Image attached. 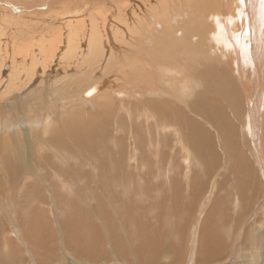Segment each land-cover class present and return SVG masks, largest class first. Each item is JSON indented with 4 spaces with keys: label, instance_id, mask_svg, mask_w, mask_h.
<instances>
[{
    "label": "bare ground",
    "instance_id": "bare-ground-1",
    "mask_svg": "<svg viewBox=\"0 0 264 264\" xmlns=\"http://www.w3.org/2000/svg\"><path fill=\"white\" fill-rule=\"evenodd\" d=\"M263 29L264 0H0V196L10 198L15 181H30L31 175L35 182L52 186L53 204L62 202L69 209V195L85 191L78 186L93 176L104 189L105 201L115 208L111 213L116 216L109 213L110 220L119 221L128 238V224L146 219L132 213L133 208L141 211L139 203L144 200L134 189V178L141 179L148 202L156 187L162 188L158 193L167 195L164 210L147 207L150 214L157 213L153 223L159 228L152 233L145 228L137 245L118 237L120 245H109L110 251L105 233L108 229L115 240V223L106 225L96 216L103 213L92 212L83 218L82 227L79 210L67 219L69 230L64 226L60 231L65 249L73 257H62L67 261L64 264L225 263L226 256L231 257L225 225L237 223L236 207L247 206L240 188L250 198L259 184L264 191ZM246 36L249 44L243 41ZM243 62H249V80ZM104 65L116 82L111 93L97 77ZM33 81L39 86L29 92ZM96 86L97 93L86 98L84 94ZM96 97L97 113L91 114L86 108ZM223 100L230 109L225 110ZM203 103H209L218 115L233 111L245 139L236 136L237 130L230 129L232 120L223 115L216 123L222 133H217L220 146L205 134L203 142L200 138L195 141L197 146L203 145L198 154L189 130L195 126L191 116L206 118ZM13 110L19 111L14 119L8 113ZM23 110L28 122L19 123ZM125 142L129 143L126 152L120 149ZM219 147L226 156L223 167L212 174L208 195L201 197L205 174L199 170L197 158L202 156L210 163L219 156ZM251 162L263 183L252 176ZM82 164L85 177L80 172ZM19 167H25L24 173ZM142 168L152 184H143ZM70 169L73 174L66 171ZM216 186L217 194L223 190L228 201L215 199L212 212L202 222L203 205L216 198ZM86 188L87 193L92 192ZM178 196L187 205L198 202L201 214L194 222L192 212L183 216L176 211ZM5 209L13 218L10 208ZM33 211L25 219L31 216L36 235L23 236L30 238L36 264H56L58 248L43 243L40 212ZM89 219L95 225L85 222ZM123 220L129 221L124 224ZM175 221L173 228L170 224ZM100 225L106 227L103 235ZM172 238L175 244L169 245ZM185 238L195 239L194 244H183ZM12 240L0 243V264H22L23 251ZM262 250L263 254L248 245L237 264H263L264 246Z\"/></svg>",
    "mask_w": 264,
    "mask_h": 264
},
{
    "label": "rangeland",
    "instance_id": "rangeland-1",
    "mask_svg": "<svg viewBox=\"0 0 264 264\" xmlns=\"http://www.w3.org/2000/svg\"><path fill=\"white\" fill-rule=\"evenodd\" d=\"M158 33H160V31ZM262 33L264 35V29L262 30ZM250 35H252V36L255 35V33H254L253 30L251 31ZM243 41H245L246 44H249L250 43V41L247 38V36H246V39H243ZM205 51H207V50H205ZM106 63H105V65H106ZM243 63L244 64H242V66H243L244 71H245L244 76L249 80V78H250V75H249V70H250L249 62H247V64H246V62H243ZM105 65L102 66L103 68H102V70L99 71L100 73L97 74V77H98V79L100 81H102L103 83H106V86L107 87H110L109 88V90H110L109 92L111 93V88L113 87V85L116 82L114 80V76L109 73V70L108 71H105ZM45 82L47 84H49L48 79ZM38 86H39L38 85V81H33V83L31 84V86H30V84L28 86L29 92H30V89H33L34 87H36V88H34V90L37 89ZM239 89H240V86H239ZM96 99H98V97H96L95 99L92 100V106L91 105H88V107L86 108V111H88L91 114H96L97 113V106H96V104H98V100H96ZM162 99H165V98H162ZM222 102L223 103L224 102L226 103V104L225 103L224 104L222 103V104H223L225 110H227V108H229L228 106H226L227 105V102L225 100H223ZM86 103H88V102H86ZM203 104H204L203 105V110H205L204 111L205 112L204 114H205V116L207 115L206 116L207 119L205 118L203 120H200L199 117L196 118L195 116H191V120L194 121L195 126L193 128H191V130H189V134H190L189 136H191L192 139H194L192 146L198 147V148H195L198 154H200L201 152H203V150H202L203 148L200 149L201 147H203V145L198 144V146H197L196 145L197 142H195V141L196 140L198 141V140L201 139L202 142H203V138L205 137L204 136L205 134H210L211 137H212V140L216 141L217 147H218V145L220 146L219 139H218L219 138V135L218 134H221L222 135V133L218 132V131H221V129H218V127H217L218 124H216V123H218L219 117H221L223 115H224V117L226 116V118L228 117V118H230L232 120L231 121L232 128H230V129L231 130H233V129L234 130H237L236 136H239L241 134L240 140H244L245 139V137L243 138L244 135L241 132V123L236 121V118L232 114L233 111H231V110H229L228 112L227 111H224L223 113H221L220 115H218L214 111V109L210 106L209 103H208V105H206L205 103H203ZM234 108H235V105H234ZM18 112L19 111L16 112V110H13L12 111V114H11V111H9L8 113L11 115L12 119H14V118H17L15 116H16V114ZM21 113H22V117L21 118H18L19 123H21V120H23V119L24 120L22 121V123L23 122H25V123L28 122V120H27V118L25 116V111L23 110L22 112H20V114ZM227 115H229V116H227ZM211 116L214 118V120L212 119ZM210 117H211V119H210ZM207 121L208 122L210 121V122L208 123ZM213 121H214V124H213ZM204 122H206V123H204ZM197 124H198V127H197ZM202 125L203 126L205 125V126L203 127ZM135 128H136V126H135ZM199 129H201V130H199ZM193 134H194V136H193ZM217 140H218V142H217ZM242 143H241V146H242ZM127 144H128V146H127ZM245 146H243L244 147V150L246 148ZM127 147L129 148V143H126L125 142L120 149L123 148V149H125V152H126V151H128V148ZM90 149H91V147L89 148V150ZM217 150H218V155L219 156L215 160L214 159L213 160L211 159V162L210 163L209 162L206 163V158L204 159L202 156H201L202 158L201 157L200 158L199 157L197 158L198 162L196 161V164L198 165L199 170H202L204 172V174H205L204 185H206V188L204 189V192H202V196L201 197H203V195H204V197H206L208 195V192H206L207 191L206 189H207V185L209 186L212 183V180H211L212 177H213L212 174L214 172H216V170L218 171L219 168H221V166L223 167V164H221V161L224 162L226 156L224 154V151L220 147ZM208 152H211V154L213 156V148L208 149ZM244 153H246V152L244 151ZM19 164L21 166V163H19ZM253 165L254 164L252 163V167H253L252 170H254V171H252V173H253L252 176H255L256 177V180H257V179H259V174H258L259 171L257 170L258 171L257 172L256 171L257 168H255L256 166L254 165L255 166L254 167ZM81 166H83V167L81 168L82 171H80V172H82L81 175L83 176L84 174H86L84 172V169L83 168H86V167L83 164ZM17 170L20 173H24L25 167H19V168H17ZM66 171L68 173H72L73 174V170L72 169H70L69 171L68 170H66ZM70 171H72V172H70ZM198 172H200V171H198ZM203 172H202V174H203ZM145 173H146V169H143L142 168V175H144L142 177H143V179L146 180V182L145 181H142L143 184H145V183L152 184V182H150L151 180L149 179V177ZM206 174H208V177H206ZM222 175H223L222 173L219 174V176H220L219 178H222V180H223V176ZM226 175H229V173H226ZM201 176H203V175H201ZM83 177H85V176H83ZM79 179L80 178H78V180ZM134 179H135V184H136V187L134 189H136V193L138 192V194L141 193L143 195L144 200L143 201H140V203H139L140 208H141V211L138 208L137 209L133 208L132 209V213H134V215H135L134 217L135 218H137L138 215H140L141 217H144L145 216L146 219H141L140 218V220H134V226H132V224L129 223L128 224V238H127L126 237L127 234L123 231V229L121 227L122 225L119 223V221L117 223V222L114 221V219H113V221L110 220L111 217H110L109 213L113 215V213H111V210L115 211V208L111 209L112 207L109 206L110 204L105 201V196H103V194H102L103 191H104V189L101 188L102 185H101V183H99L100 181L99 180H96L93 176L88 177V180H86V179L82 180V182L80 184L81 187L78 186V189L79 188L80 189L83 188L86 192L85 191H77L78 194L76 192L75 194H70L69 195L70 196L69 197V202H70L69 206L71 205L69 209H65L62 206V202H60L58 205L52 203L53 200L51 198H54L53 197L54 196L53 195L54 192H53V189H51L52 186L50 187L49 184H46L45 185V183H42V184L40 183L41 184L40 185L39 183L35 182V179L32 180V176L31 175H30V181L31 182L30 181H26L25 182V180L23 178H21V180L23 181L22 182V181H20V178H18L15 181V184L13 185V191L11 193L12 195H10L11 197L8 198V197H5V196H2V197L0 196L2 198L0 200V227H1L0 228V238H1L0 239V243H5V241H6L7 238H10L11 240L13 239L12 242L14 243V247L15 246L17 247L19 245V248L23 251V253H22V260L23 259L24 260L25 259L29 260V261H27V260L24 261L23 260L22 261V264H36L35 263V257L33 256L34 253L29 248L30 241H28V240H30V238H28L26 240L27 237H24L23 236L24 233L26 234V236L27 235L30 236V233H32V235H34V236L36 235V231L34 229H31L32 228L31 225H32V221H33V220L30 221L31 216L29 215V217H28V220L31 222V224L27 220V218L25 219V217L27 216L26 213H30L29 212L30 210H34L33 213L34 212L35 213L36 212H40V218H41V220L40 219L38 220V225L40 224V226H41V227H39V229L41 228V230L39 232H40L41 238L43 240V243H45V244L47 243V244H50L52 246H56L58 248V251L54 255L55 257H57L56 264H64L67 261L63 260L62 257L71 258L72 255L70 253H68L67 249H65V244L64 243L66 241L65 240L63 241V234H61L60 231H61V228L64 227V226L66 227L64 230H66V229L69 230L70 224L67 221V219H71L72 216L75 215V212L81 210L80 211V214L78 215V222L80 223V225L82 227H83V218L86 217V216H88V215H91L92 212L93 213H98V212L100 213L101 212V214L103 213L104 214V215L102 214L103 216L100 215V214L99 215L97 214L96 216H99V217L101 216L102 219L105 220L106 225H107V222H110V224L115 223L114 225H112V226L116 227V231L114 233L117 235V237L115 238V240L114 239H111L112 238L111 235L109 233H107L108 229H106V233H105V237L107 236L106 237V240L108 241L107 242V249H109L110 251H111V249L109 248V245H113V244L120 245V240L118 239V237H121V236H124L130 242H132L135 245H137V243H139V241H140L141 234L143 233V231L145 230V228H151V233L154 230H156L157 228H159V225H155L154 224V223H156V220H155L154 217H155V214H157V213L155 212V214H153V213L150 214L148 211H150L152 208L157 207V206L159 208H161V209H163L164 207H166V205H164V204H165V200L167 199V195H164L163 194L164 192L162 194L161 193H158V190H160L162 188L159 189L158 187H156L155 192L153 193V196H157V198H155V197L152 196L151 201L148 202L149 200L146 197V193H145V191L143 192L142 191V188H141V186H142L141 179H137V178H134ZM84 181H85V183H84ZM86 181H88V182L86 183ZM259 181L262 182V180H260V179H259ZM24 182L26 183V185H25ZM96 182H98V183L96 184ZM82 183H84V184H82ZM247 183L248 184L251 183V180L249 179V181H248V178H247ZM35 185H37V186H35ZM38 185H40L41 189H40V187H38ZM168 185H170V184H168ZM260 185L261 184H259V186L256 188L257 189V192H255L254 194L251 193V198H250V193H247L248 194L247 195V194L244 193V190L245 189L240 188L241 189V192H240V195L241 196L240 197H241L242 201H244L247 204V206L250 205V207H247L244 203H243V208H241V210L239 209V207H236L235 219H236L237 223L231 222L230 225L228 223H226L225 227L228 229L229 245H230L231 257L230 256H226L225 259H228V261H226L225 263H222L223 262L222 261L220 264H237V263H239L240 258L242 256V250H244L245 247H247L248 245L249 246H252V244H253V247L258 248V250L261 252V254H263L262 248L264 246V191L262 192V187ZM89 186H91L92 188L95 187L94 188L95 190L92 189V188H90ZM96 186H98L99 189ZM155 186H158V184L155 185ZM162 186H164V185H162ZM222 186H223V184H222ZM29 187L31 188V190L29 189ZM86 187H88V189H91L90 192L91 191L92 192L91 193H89V192L87 193V190H86L87 188ZM132 187H134V184L132 185ZM36 188L37 189L39 188V190H37ZM44 188H45V190H44ZM229 188H231V187H229ZM210 190L212 191V189H209V191ZM218 190H219V187L216 186L214 188V192H213V193L216 192V198H213V200L212 201H209V202L206 201L205 202V206L203 205V207H205L206 210L204 211V214L202 216V222L204 221L203 218L208 217L209 214L212 212V210L214 208L215 201L217 200V198H222V201L223 202H224V200L228 201L227 199H225L226 196L224 194V191L222 190V191H220L217 194ZM263 190H264V187H263ZM30 191L32 193H30ZM40 191H41V193H40ZM37 192H39L40 194L37 193ZM49 192H50V194L48 195ZM29 193H30V195L28 197V194ZM42 193H44V194H42ZM86 193H87L88 198H86L87 197L86 196ZM234 193L235 192H233V194H231L232 195V199L235 198L234 197V195H235ZM31 194L35 195V197L33 195H31ZM51 195H52V197H51ZM23 196H24V199H23ZM40 196H41V198H40ZM119 196H120V198H123L122 197L123 195H119ZM46 197H49V198H46ZM89 198L90 199L93 198V199L89 200ZM162 198H164V200ZM248 198H250L249 200L251 202L248 201ZM200 199H202V198H200ZM204 199L205 198H203V200ZM178 200H180V201H178ZM253 200H255V201H253ZM31 201H34V206L32 205ZM90 201H91V204H90ZM211 202H213V203H211ZM231 202H233V201H231ZM50 203L52 204V206H51ZM187 204H188V202H183L182 198L178 196L177 199H176V202H175L176 208H175V206H174V208L176 209L177 212L182 213L183 216H187V214H189L190 212H192V214H193L192 222H194L196 216L199 217V212L200 211H198L199 210V207L197 206L198 202L190 203V205H187ZM40 205H42V206H40ZM168 205H170V204L168 203L167 206ZM7 206L10 208L9 211L12 212L11 215H12L13 218H9L8 215L5 214V212H6V209L5 208H7ZM189 206H191V207H189ZM237 206H238V204H237ZM104 207L106 208V210L104 209ZM147 207H150L151 209H148ZM187 207H189V208H187ZM29 208H31V209H29ZM48 209H49L50 212L45 211V210H48ZM154 209H157V208H154ZM194 210H196V211L193 212ZM157 212H158V210H157ZM33 213H32V217H34V214ZM42 213H43V215H42ZM117 214H118V212H117ZM200 214H201V212H200ZM106 215L108 216V219H107V217H105ZM113 216H116V214H114ZM6 218H7V220H5ZM9 219H11L12 221L11 222L8 221ZM147 219H149V220H147ZM150 219H151L152 222L150 221ZM93 221H94V219L93 220L92 219H89V220H87L85 222L90 223V225H92V224L95 225V221L94 222ZM128 221L129 220H123V223L125 224V222H128ZM190 221H191V218H190ZM96 222H99V221H96ZM176 223H178V222L175 221V222H173L172 225L170 224V226L174 228L176 226ZM3 227H5V228H3ZM99 227H100V230H101V231H99V233L103 235V232H105V228L106 227H102V225H100ZM26 228L28 229V232L26 231ZM129 228H130V230H129ZM4 229H6V230H4ZM135 229H137V230L134 231ZM32 230H34V232H32ZM190 231H192L191 228L189 229V232ZM15 233L19 237L16 236V235H14ZM83 233H84V231H81L80 232V235L83 236L84 235ZM108 237H109V240H108ZM223 237L226 240L225 235H223ZM188 238H191V237H188ZM185 239H186V242H185V240H183V244H186V243L187 244H194V240L195 239H193V238L191 240H187V238H185ZM173 240L174 239L172 238L171 239V243L169 242L168 244L169 245H174L175 243H174ZM20 242H22V243H20ZM119 252H117V254H118L117 257L118 258L121 256V253L119 254ZM59 257H60V259H59V261H57ZM68 258H66V259H68ZM73 261H76V260L73 259ZM260 261H263V264H264V256L263 255H262V260H260ZM70 262H68V263H70Z\"/></svg>",
    "mask_w": 264,
    "mask_h": 264
},
{
    "label": "water",
    "instance_id": "water-1",
    "mask_svg": "<svg viewBox=\"0 0 264 264\" xmlns=\"http://www.w3.org/2000/svg\"><path fill=\"white\" fill-rule=\"evenodd\" d=\"M98 89H99V87L96 86V87L92 88L91 90H89L88 92H86V93L84 94V96H85L86 98H90V97H92L94 94L97 93Z\"/></svg>",
    "mask_w": 264,
    "mask_h": 264
}]
</instances>
